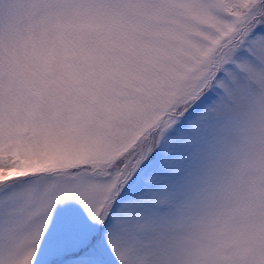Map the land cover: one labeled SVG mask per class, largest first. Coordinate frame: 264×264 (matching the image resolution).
<instances>
[{"label":"snow or ice","instance_id":"obj_1","mask_svg":"<svg viewBox=\"0 0 264 264\" xmlns=\"http://www.w3.org/2000/svg\"><path fill=\"white\" fill-rule=\"evenodd\" d=\"M0 264H264V0H0Z\"/></svg>","mask_w":264,"mask_h":264}]
</instances>
